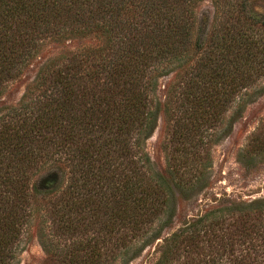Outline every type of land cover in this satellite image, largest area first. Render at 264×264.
Returning a JSON list of instances; mask_svg holds the SVG:
<instances>
[{
    "label": "trees",
    "instance_id": "obj_1",
    "mask_svg": "<svg viewBox=\"0 0 264 264\" xmlns=\"http://www.w3.org/2000/svg\"><path fill=\"white\" fill-rule=\"evenodd\" d=\"M0 0V96L48 44L15 105L0 108V264L35 227L46 264H128L174 217V188L212 129L264 93V0ZM92 38L89 45L73 40ZM66 43V44H65ZM174 74L160 101L159 79ZM166 178L145 148L160 109ZM252 137L248 158L264 154ZM200 175V176H199ZM158 264H264V197L210 210L163 238ZM178 253V254H177Z\"/></svg>",
    "mask_w": 264,
    "mask_h": 264
},
{
    "label": "rangeland",
    "instance_id": "obj_2",
    "mask_svg": "<svg viewBox=\"0 0 264 264\" xmlns=\"http://www.w3.org/2000/svg\"><path fill=\"white\" fill-rule=\"evenodd\" d=\"M196 12L200 31H205L210 22L213 8L210 0H202L197 4ZM92 38L76 39L75 46L89 45ZM66 44V43H65ZM60 49L58 44H48L33 61L27 65L20 75L9 81L4 93L0 96V108L15 105L32 82L42 62ZM174 74L159 79L157 95L160 101L164 97L165 87L173 79ZM261 132L264 136V93L255 96L242 111L235 115L234 108L224 114L223 123L212 129L209 142L200 157H189L187 167L180 169L183 177L191 182L198 176V169H204L200 189L186 197L174 188L175 213L172 222L162 231L160 238L146 246L128 264H158L161 259L163 238H169L185 223L202 214L219 207L235 206L253 199L264 197V154L249 159L247 152L252 148L253 135ZM168 121L161 107L155 128L145 142L146 151L155 171L169 178L167 153L171 146L168 141ZM200 176V175H199ZM23 250L19 254V264H46L47 254L43 251L36 236L35 227L31 229L28 240L22 242ZM178 254V253H177ZM196 259L195 252L179 253L169 264H191Z\"/></svg>",
    "mask_w": 264,
    "mask_h": 264
}]
</instances>
